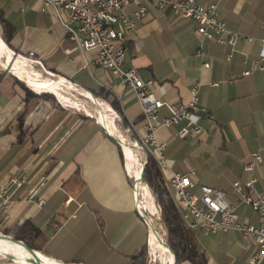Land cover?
<instances>
[{
	"label": "crops",
	"instance_id": "crops-1",
	"mask_svg": "<svg viewBox=\"0 0 264 264\" xmlns=\"http://www.w3.org/2000/svg\"><path fill=\"white\" fill-rule=\"evenodd\" d=\"M197 1L203 6L218 4L221 19L231 30L255 40L264 38L261 0ZM133 10L128 7L125 12ZM0 38L8 39L11 48H6L11 50L6 56L0 54V190L10 196L8 208L0 210V230L30 221L48 236L45 255L69 264H126L144 247L150 264L172 261L156 241L154 225L150 229L136 214L134 183L139 181L138 187L142 183L138 173L143 159H137L128 145L136 144L125 135L142 133V107L130 88L112 72L87 65L95 54L72 43L56 19L41 11L38 0H0ZM124 45V67L137 69L144 81L154 80L152 92L167 103H187L191 87L200 83V102L207 111L199 119L204 129L200 139H178L180 126L156 132L166 144L168 169L161 173L169 190L174 193L169 184L172 173L193 172L195 192L201 186L225 192L240 220L259 226L262 218L240 203L233 184L254 179L256 193L264 194V69L243 75L258 60L260 43H239L233 51L231 46L203 40L192 20L149 6L148 15ZM12 49L22 58L33 53L42 67H31L21 57L12 66ZM27 70L32 77H27ZM46 71L57 79L44 78ZM11 73L36 96H26ZM85 89L109 98H98L99 107ZM37 92H52L55 98H38ZM81 101L93 103L96 112ZM113 101L120 111L113 108ZM98 108L123 149L89 118L97 116ZM167 115L166 109L161 111L162 117ZM255 153L262 161L249 170ZM76 173L81 181H70ZM13 174L25 178L21 188L10 183ZM39 200L45 203L40 206ZM195 238L208 264H251L259 251L254 238L237 231L195 232ZM257 264H264V257Z\"/></svg>",
	"mask_w": 264,
	"mask_h": 264
},
{
	"label": "built area",
	"instance_id": "built-area-1",
	"mask_svg": "<svg viewBox=\"0 0 264 264\" xmlns=\"http://www.w3.org/2000/svg\"><path fill=\"white\" fill-rule=\"evenodd\" d=\"M42 12L51 14L65 29L68 39L81 51L92 52L94 57L87 65L96 66L112 72L125 86L130 88L142 107V133H134L135 144L138 149L147 153L163 172L168 169L166 144L157 138L160 129L180 126L177 138L184 140L194 137L199 140L204 133L199 119L207 115V111L200 102V83L190 89V99L187 103L175 104L166 102L152 92L154 80L144 81L137 69L125 68V40L135 32L138 24L148 15L149 6L158 10H170L177 18L192 20L197 25V31L203 40L217 42L218 45L234 47L239 44L259 42L261 49L258 60L253 62L252 70L243 73L249 76L253 70L264 69V38L255 40L231 30L220 17L218 4L201 5L197 0H38ZM133 7L131 14L125 12ZM264 30V26H263ZM34 54L30 53V59ZM233 57L227 55L228 60ZM37 63L38 60L33 59ZM205 67L210 64L205 63ZM166 109L168 115L161 116ZM254 162L247 168L252 170L261 163L258 153L253 154ZM194 173H172L169 179L171 189L175 193L176 203L181 211L185 226L192 231L204 235L237 231L244 238H254L259 251L250 260L257 264L264 257V194H257L252 179L245 185L234 183V190L240 196V203L253 209L262 218L259 226H252L242 222L237 213V207L232 205L225 192L208 186H201L195 192L196 183ZM25 178L11 176L10 183L21 188ZM43 185V184H42ZM135 185V183H134ZM7 190H0V210L5 211L10 203ZM37 191L34 192V196ZM135 204L138 211L146 209L143 206V196L139 198L135 193ZM44 200H39L41 206ZM155 261V259H154Z\"/></svg>",
	"mask_w": 264,
	"mask_h": 264
},
{
	"label": "trees",
	"instance_id": "trees-1",
	"mask_svg": "<svg viewBox=\"0 0 264 264\" xmlns=\"http://www.w3.org/2000/svg\"><path fill=\"white\" fill-rule=\"evenodd\" d=\"M6 42L9 44L8 39ZM0 43L4 45L7 44L0 38ZM16 77L20 78L16 73H12ZM15 76H12L16 84L24 91L26 96H36L35 93L25 86L21 81H19ZM21 79V78H20ZM22 80V79H21ZM41 96L38 98H51L47 93L53 94L52 92H37ZM54 95V94H53ZM97 98H101L104 95L94 94ZM55 96V95H54ZM89 98H92L87 94ZM103 98L108 99L109 96L106 94ZM112 106L116 111H120L118 104L112 102ZM23 118H19V127H22ZM124 126L128 128V123L123 119ZM148 164L145 169V181L148 189L153 196V200L159 208V213L163 226L166 230V241L170 249L174 252L176 256V264H181L183 262H189L190 264H208V259L206 255L200 251L197 246L195 231L190 230L185 226L183 221L181 211L174 199L168 186L165 184L162 171L158 168L155 161L149 156ZM81 181V177L76 173L70 181ZM153 225V223H152ZM42 229L35 226L30 221H26L23 224L16 225L11 229L4 231L0 230V233L10 236L18 241H23L29 248L44 254V245L48 240V236L41 231ZM126 264H150L148 259V248L144 247L140 251L134 253L130 256Z\"/></svg>",
	"mask_w": 264,
	"mask_h": 264
},
{
	"label": "water",
	"instance_id": "water-1",
	"mask_svg": "<svg viewBox=\"0 0 264 264\" xmlns=\"http://www.w3.org/2000/svg\"><path fill=\"white\" fill-rule=\"evenodd\" d=\"M3 40V39H2ZM4 41V40H3ZM5 42V41H4ZM6 43V42H5ZM7 44V43H6ZM7 46V45H6ZM9 47V46H8ZM10 48V47H9ZM11 49V48H10ZM13 50V49H12ZM14 51V50H13ZM14 55H15V57H21L22 58V56H20V54L18 53V52H16V51H14ZM22 60H24L25 62H27L28 64H29V66H31V67H37V68H41L42 67V64L40 63H37V62H35L33 59H30V58H22ZM10 71V70H9ZM11 72V71H10ZM46 75H47V77L46 78H52V79H57V78H55L52 74H50L49 72H47L46 71ZM16 77V76H15ZM19 81H21V82H23L24 84H26L27 85V83L25 82V81H23V80H21L20 78H18V77H16ZM68 84H70V85H72V87H74L75 89H77V90H80V89H82L81 87H79L78 85H76V84H72L70 81H67V80H65ZM28 87V86H27ZM85 92H86V94H88L89 96H91L92 97V99H94V100H96V101H99L98 100V98L91 92V91H88V90H84ZM47 93V92H46ZM100 102V101H99ZM93 121H95L97 124H99V122H98V120H97V118L96 117H90ZM100 126L102 127V129L108 134V136L114 141V142H116L119 146H120V148H122L123 146H122V141L120 140V139H118V138H116L115 136H113L112 134H110L109 132H108V130L104 127V126H102L101 124H100ZM124 128H127V127H125L124 126ZM135 137H134V135H130V142H132V144L133 143H135ZM129 146H131L132 148H134V150L135 149H138L137 148V146H135V145H131V144H128ZM123 149V148H122ZM144 154H145V159L143 160V164L141 165V167H140V180H141V182L145 185V187L148 189V186H147V184H146V181H145V169H146V166H147V164H148V159H149V155L147 154V153H145L144 152ZM149 190V189H148ZM135 206H136V204H135ZM136 214H138L139 215V217L140 218H142L143 220H144V222L146 223V224H148V226H149V228H151L150 227V224H151V222L149 221V219L147 218V215H146V213L143 211V209H141L140 211H138L137 210V208H136ZM157 233H158V231H157ZM159 234V233H158ZM0 237H2V238H5V239H7V241H9V243H11V244H18V245H21L25 250H26V252L31 256V257H33L34 259H35V262H34V264H43L42 262H41V260H40V257L38 256V253L40 254V252H38V251H35V250H33V249H31V248H29L23 241H18V240H15L14 238H12V237H10V236H7V235H4V234H2V233H0ZM159 237V242L162 244V246L164 247V249L166 250V252L171 256V258H173V260L172 261H170L168 264H176V256H175V254H174V252L170 249V247L168 246V244H167V241H166V238H164L163 236V239L160 237V235L158 236ZM40 255H43V256H45V257H47V258H49V259H51V260H53V261H55V262H57V263H59V264H69V263H64V262H60V261H58V260H55V259H53V258H51V257H49V256H46V255H44V254H40ZM4 259H7V260H9L10 262H12L13 264H17L19 261L16 259V256H13L12 254H9V253H4ZM77 264V263H76Z\"/></svg>",
	"mask_w": 264,
	"mask_h": 264
},
{
	"label": "rangeland",
	"instance_id": "rangeland-1",
	"mask_svg": "<svg viewBox=\"0 0 264 264\" xmlns=\"http://www.w3.org/2000/svg\"><path fill=\"white\" fill-rule=\"evenodd\" d=\"M261 2H262V4H261V7H260V13L262 14L261 16H260V18H261V21H260V23L261 24H263V26H264V0H261ZM263 28V27H262ZM3 47V48H2ZM2 50L3 51H5L6 50V47H4V46H0V52H2ZM6 52H8L7 50H6ZM1 56V55H0ZM0 59H1V57H0ZM21 61H16V64H19ZM27 68V67H26ZM35 68H37V67H35ZM27 72V77H32L31 76V72H30V70H27L26 71ZM12 74V73H11ZM11 76H15L14 74H12ZM45 77H47V75H45L44 76V78ZM23 83V82H22ZM24 84V83H23ZM25 86H27L26 84H24ZM29 88V87H28ZM68 94V93H67ZM69 94H72V92H70ZM47 95L48 96H50L51 98H55V97H53V95L52 94H48L47 93ZM75 102V104H78L79 105V103L77 102V101H74L73 100V103ZM82 103L81 104H84V106H86L87 107V109H89V110H91L93 113H95L96 112V106L93 104V103H91V102H87V103H84L83 101H81ZM72 103V104H73ZM70 107H73V106H70ZM74 108V107H73ZM82 112V111H81ZM84 114V113H83ZM108 114H109V116H110V112H108ZM86 116V115H85ZM87 117H89V116H87ZM111 117V116H110ZM90 118V117H89ZM113 118V117H112ZM113 124H114V126L116 127V129H118V124L116 123V121L113 119ZM118 131H119V129H118ZM117 131V132H118ZM118 134H120L119 132H118ZM123 136H124V134H122ZM125 138L129 141L130 140V137H129V135H125ZM135 152H136V157H137V159H145V154H144V152L142 151V150H140V149H135ZM140 163V162H139ZM143 186L145 187V185H143L142 183H140V185H139V187H137V191H138V194H137V196L139 197V198H141L142 196H143V200L145 201H143V206H144V208L146 209V215H147V218L149 219V221L151 222V223H153V225H154V233H156V235H157V239H156V241L159 243V235H160V237L163 239V237L165 238V236H166V230H165V227L163 226V222H162V220H161V217H160V213H159V208H158V206H157V204L155 203V200H153V196L151 195V193H150V191L145 187V189H146V191H147V193H143ZM172 193V192H171ZM173 195V197H174V193L172 194ZM145 197V198H144ZM148 213V214H147ZM157 231H158V233H157ZM163 236V237H162ZM156 242V243H157ZM4 244H2V243H0V246H3ZM153 245V244H152ZM151 245V246H152ZM16 248H17V246H16ZM151 248H153V249H155V247L154 246H152ZM151 253H152V251H151ZM154 257H155V261H158V258H159V256H158V253L157 254H154ZM0 264H13L12 262H10L9 260H7V259H4L3 257H1V259H0Z\"/></svg>",
	"mask_w": 264,
	"mask_h": 264
},
{
	"label": "bare ground",
	"instance_id": "bare-ground-1",
	"mask_svg": "<svg viewBox=\"0 0 264 264\" xmlns=\"http://www.w3.org/2000/svg\"><path fill=\"white\" fill-rule=\"evenodd\" d=\"M7 51L9 53L11 52L10 49H7ZM0 54H2V56H6V50L5 51L2 50V52H0ZM9 59H10L9 61L11 62L12 66H14V64L16 62L15 61L16 57L14 55V52L12 53V56ZM90 99L92 101H94L95 104H97V106H99L98 101H96L92 98H90ZM84 112H85V114H88L86 111H84ZM96 118H97L99 124L104 126L108 130V132L111 134L108 126L103 122V115H102L101 108H98V113H97ZM138 174L140 177V172ZM138 184H139V181L135 184L136 195H137ZM150 227L153 228L152 223L150 224ZM0 243L4 244L3 246H0V259H1V257L4 258V253H9V254H12L13 256H16V259L19 261L17 264H34L35 259L33 257H31L21 245H18V244L13 245V244L9 243V241H7V239L2 238V237H0ZM154 243H155V240H154ZM16 246H17V248H16ZM38 256L40 257V260L43 264H59V263H57V262H55V261H53V260H51V259H49L43 255H40L39 253H38ZM172 260H173V258H172Z\"/></svg>",
	"mask_w": 264,
	"mask_h": 264
}]
</instances>
